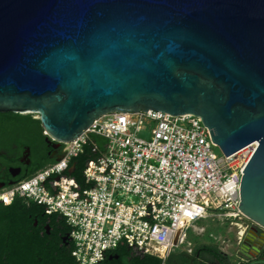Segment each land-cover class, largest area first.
Wrapping results in <instances>:
<instances>
[{
  "label": "water",
  "instance_id": "obj_1",
  "mask_svg": "<svg viewBox=\"0 0 264 264\" xmlns=\"http://www.w3.org/2000/svg\"><path fill=\"white\" fill-rule=\"evenodd\" d=\"M149 110L202 118L226 156L258 144L239 209L264 229V0H0V113L58 149Z\"/></svg>",
  "mask_w": 264,
  "mask_h": 264
},
{
  "label": "built area",
  "instance_id": "obj_2",
  "mask_svg": "<svg viewBox=\"0 0 264 264\" xmlns=\"http://www.w3.org/2000/svg\"><path fill=\"white\" fill-rule=\"evenodd\" d=\"M104 138L84 171L83 187L70 174L91 135ZM63 157L26 179L0 199L17 195L63 216L75 244L77 264H98L126 242L137 254L165 264L188 241L195 224L210 216L255 225L239 209L244 170L258 144L226 156L202 118L149 110L100 117L77 139L62 144ZM249 220L250 224H241Z\"/></svg>",
  "mask_w": 264,
  "mask_h": 264
},
{
  "label": "trees",
  "instance_id": "obj_3",
  "mask_svg": "<svg viewBox=\"0 0 264 264\" xmlns=\"http://www.w3.org/2000/svg\"><path fill=\"white\" fill-rule=\"evenodd\" d=\"M0 135L9 141L25 142L31 147L32 158L39 163L24 180L56 162L49 159L47 151L45 159L39 161L43 150L49 148V143L41 121L34 115L9 113L0 119ZM105 143L104 138L91 135L83 154L72 161V166H76L72 177L85 188L84 171L88 162L96 158L92 149L95 145L102 148ZM46 227L50 228V233ZM70 231L66 219L58 214H48L44 205L19 195L9 205L0 199V264H77ZM190 251L182 252L179 257L177 251L173 252L165 264H232L227 255L212 246H199ZM98 264H163V260L152 255L137 254L123 241Z\"/></svg>",
  "mask_w": 264,
  "mask_h": 264
},
{
  "label": "flooded vegetation",
  "instance_id": "obj_4",
  "mask_svg": "<svg viewBox=\"0 0 264 264\" xmlns=\"http://www.w3.org/2000/svg\"><path fill=\"white\" fill-rule=\"evenodd\" d=\"M7 115L9 113H0V119ZM46 151L52 161L60 160L64 154L63 146L54 149L49 144V148L43 150L42 158L39 156V159L41 158L39 161L45 159ZM32 157V149L25 142L9 141L0 135V196L33 172L39 162ZM238 255L244 262L240 264L264 263V231L258 227H252L247 231L239 243Z\"/></svg>",
  "mask_w": 264,
  "mask_h": 264
},
{
  "label": "rangeland",
  "instance_id": "obj_5",
  "mask_svg": "<svg viewBox=\"0 0 264 264\" xmlns=\"http://www.w3.org/2000/svg\"><path fill=\"white\" fill-rule=\"evenodd\" d=\"M26 115H34L36 118L38 117L36 114ZM215 152L218 155L221 154L219 148H215ZM240 223H244L245 225L250 224L249 220L242 221ZM251 226L258 227L256 224ZM260 229L264 231L263 228ZM245 234L244 229L241 231V228L238 225L232 224V220L226 219L224 217L220 218L210 216L209 218L203 219L195 224V226L189 232L188 241L192 243L193 246L191 248H193L194 250H196V248L199 246H212L227 255L230 263L240 264L244 262L238 255V247L241 238L245 236ZM191 248L184 247L183 249L176 250L177 256L179 257L182 252H191ZM210 264L217 263L213 262Z\"/></svg>",
  "mask_w": 264,
  "mask_h": 264
}]
</instances>
